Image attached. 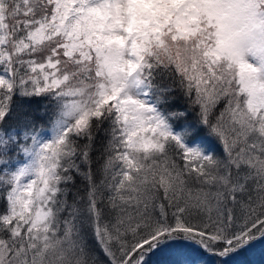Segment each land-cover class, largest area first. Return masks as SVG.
Masks as SVG:
<instances>
[{
	"label": "snow or ice",
	"instance_id": "1",
	"mask_svg": "<svg viewBox=\"0 0 264 264\" xmlns=\"http://www.w3.org/2000/svg\"><path fill=\"white\" fill-rule=\"evenodd\" d=\"M260 243L264 0H0V264Z\"/></svg>",
	"mask_w": 264,
	"mask_h": 264
},
{
	"label": "trees",
	"instance_id": "2",
	"mask_svg": "<svg viewBox=\"0 0 264 264\" xmlns=\"http://www.w3.org/2000/svg\"><path fill=\"white\" fill-rule=\"evenodd\" d=\"M168 257L166 254H161L153 257V264H166ZM211 264V261H207ZM231 264H264V243L256 244L247 251L236 255Z\"/></svg>",
	"mask_w": 264,
	"mask_h": 264
}]
</instances>
